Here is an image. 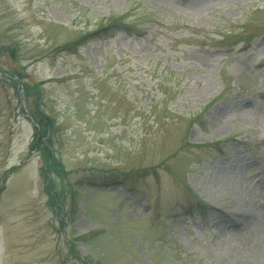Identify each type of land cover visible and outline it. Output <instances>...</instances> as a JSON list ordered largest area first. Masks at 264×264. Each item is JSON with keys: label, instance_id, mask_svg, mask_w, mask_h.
Returning <instances> with one entry per match:
<instances>
[{"label": "rangeland", "instance_id": "1", "mask_svg": "<svg viewBox=\"0 0 264 264\" xmlns=\"http://www.w3.org/2000/svg\"><path fill=\"white\" fill-rule=\"evenodd\" d=\"M1 188L0 264H264V0H0Z\"/></svg>", "mask_w": 264, "mask_h": 264}, {"label": "trees", "instance_id": "2", "mask_svg": "<svg viewBox=\"0 0 264 264\" xmlns=\"http://www.w3.org/2000/svg\"><path fill=\"white\" fill-rule=\"evenodd\" d=\"M115 26H116V24H113V27H115ZM130 29H131L130 27L129 28H125V30H130ZM100 31H103V30H100ZM100 31H98L96 33H93L91 35L97 34ZM78 42H74V43L68 45L67 47L65 46L64 48L67 49V50L74 51V50L77 49V46L79 45ZM8 75H9V78L12 79V82L14 84L17 82L15 80H13L15 78H18L20 80L19 82H17L18 85H20V82L23 81L20 75H14V74H8ZM23 88H24V95H25V97L26 98L30 97V88H28L27 86H24V85H23ZM32 116L35 119H38L39 120V125H40L41 129H38V128L35 127V137L33 139V141L35 140V142H34V144L31 145L30 151L32 153H37V152L38 153H41L42 156H43V158L45 159V162H47L46 165L48 167L52 168L53 167V164H56L54 152H53V150L51 148L52 147V144H51V142H50V140L48 138H47V141L46 142L44 141V139H46L47 134H49L50 132H52L51 130L54 131L56 128L51 123V121H49V119L43 113H41V112L37 113V115H35V114L32 113ZM61 169H62V167H61ZM0 191H3V189L1 188ZM62 201H63V198H62V195H61V202ZM61 210H62V208H61ZM61 222H62V225L65 226V224H66L65 221L64 220H61ZM73 246H74V244H73ZM73 246L71 244L70 255H72V253H73V250H74L73 249L74 248Z\"/></svg>", "mask_w": 264, "mask_h": 264}, {"label": "bare ground", "instance_id": "3", "mask_svg": "<svg viewBox=\"0 0 264 264\" xmlns=\"http://www.w3.org/2000/svg\"><path fill=\"white\" fill-rule=\"evenodd\" d=\"M254 216H255L254 218L256 219L255 220L256 223H259V221L262 224L264 223V219L261 218L262 215L259 211H257L256 214L254 213ZM255 226H257V225L255 224ZM257 227L260 228L259 226H257Z\"/></svg>", "mask_w": 264, "mask_h": 264}]
</instances>
